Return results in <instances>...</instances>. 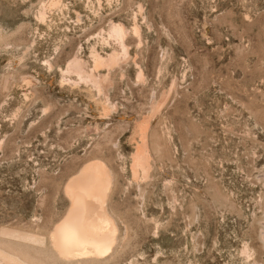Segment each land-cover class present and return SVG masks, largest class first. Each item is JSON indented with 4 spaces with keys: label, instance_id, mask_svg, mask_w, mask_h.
<instances>
[{
    "label": "rangeland",
    "instance_id": "1",
    "mask_svg": "<svg viewBox=\"0 0 264 264\" xmlns=\"http://www.w3.org/2000/svg\"><path fill=\"white\" fill-rule=\"evenodd\" d=\"M96 158L116 241L81 264H264V0H0V245L57 264Z\"/></svg>",
    "mask_w": 264,
    "mask_h": 264
},
{
    "label": "bare ground",
    "instance_id": "2",
    "mask_svg": "<svg viewBox=\"0 0 264 264\" xmlns=\"http://www.w3.org/2000/svg\"><path fill=\"white\" fill-rule=\"evenodd\" d=\"M111 33L120 35L122 28L114 26ZM106 164L97 158L89 161L65 185L70 204L48 236L57 264H81L103 255L116 241L115 219L107 206L112 172ZM35 254L0 245V264L49 263Z\"/></svg>",
    "mask_w": 264,
    "mask_h": 264
}]
</instances>
